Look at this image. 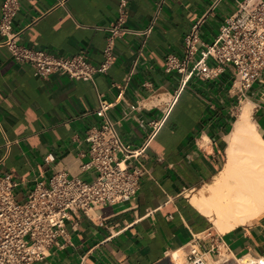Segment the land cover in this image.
Wrapping results in <instances>:
<instances>
[{"label":"crops","instance_id":"obj_1","mask_svg":"<svg viewBox=\"0 0 264 264\" xmlns=\"http://www.w3.org/2000/svg\"><path fill=\"white\" fill-rule=\"evenodd\" d=\"M215 1L163 0L145 40L136 34L113 38L114 59L93 82L58 73L34 75L28 63L0 46V176L10 173L17 182L18 201L57 173L87 181L95 177L84 136L101 122L94 112L99 100L111 103L107 114L130 148L142 145L153 123L161 121L143 154L130 160L142 169L135 196L86 213L70 211L64 234L46 257L31 264H191L190 244L206 263L234 264L246 254L264 258V210L219 232L190 200L221 171L242 104H251L250 118L264 141V71L238 92L232 68L222 65L215 76L190 77L177 93L180 74L164 69L168 54H183L184 37L194 23L200 22V39L212 42L239 0ZM159 2L129 0L125 25L144 28ZM117 3L19 0L13 29L20 31L24 46L63 56L83 52L99 64L108 42L105 27L116 17ZM129 104L136 108L130 110ZM6 140L11 144L3 158ZM177 251L183 254L179 262L172 256Z\"/></svg>","mask_w":264,"mask_h":264},{"label":"built area","instance_id":"obj_2","mask_svg":"<svg viewBox=\"0 0 264 264\" xmlns=\"http://www.w3.org/2000/svg\"><path fill=\"white\" fill-rule=\"evenodd\" d=\"M158 3L149 23L141 29L125 25L129 0H118L117 13L106 28L109 35L103 50L104 59L99 64L89 62L83 52L69 56L56 55L48 50L27 47L19 42L20 31L13 29V18L19 9V0H2L0 4V46L7 48L18 62L28 63L34 75L46 77L53 73L73 79L93 82L96 73H104L112 63L111 46L114 37L124 34L142 35L144 40L152 31L161 2ZM219 0H216L217 3ZM196 22L184 37L181 57L168 54L164 60L165 71L180 74L178 93L190 77L208 78L217 75L224 67L233 70V87L238 92L249 88L264 71V0L236 1L235 10L218 28L215 39L207 43L200 39ZM198 53V58L193 55ZM208 60L214 65H209ZM122 91L119 93L121 94ZM111 103L99 100L95 114L101 118L99 125L85 131L89 163L95 177L84 180L65 173L53 175L47 183L37 182L25 200L14 195L17 182L10 173L0 176V264H31L49 254L50 247L65 232V221L70 211L87 210L107 204L128 201L135 196L142 169L130 163L141 156L148 141L161 121L153 123V130L144 143L130 148L119 136L115 122L107 114ZM136 105L129 104L133 110ZM11 141L6 140V154ZM242 264H264V258L246 254ZM187 259L192 264H207L195 244H190Z\"/></svg>","mask_w":264,"mask_h":264},{"label":"bare ground","instance_id":"obj_3","mask_svg":"<svg viewBox=\"0 0 264 264\" xmlns=\"http://www.w3.org/2000/svg\"><path fill=\"white\" fill-rule=\"evenodd\" d=\"M250 113L251 104H242L228 136L221 171L190 197L191 202L211 218L219 232L245 223L264 210V141ZM172 256L179 262L183 254L177 251ZM243 259L236 261L242 264ZM212 262L209 260L207 264Z\"/></svg>","mask_w":264,"mask_h":264},{"label":"rangeland","instance_id":"obj_4","mask_svg":"<svg viewBox=\"0 0 264 264\" xmlns=\"http://www.w3.org/2000/svg\"><path fill=\"white\" fill-rule=\"evenodd\" d=\"M196 190V189H195ZM195 190H193L192 192H195ZM237 263H234V264H241V261H236Z\"/></svg>","mask_w":264,"mask_h":264}]
</instances>
